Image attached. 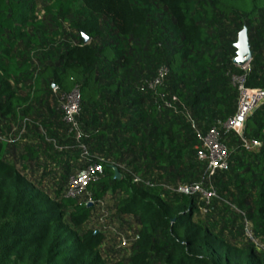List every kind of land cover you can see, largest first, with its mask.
Masks as SVG:
<instances>
[{"label": "trees", "instance_id": "16d2710c", "mask_svg": "<svg viewBox=\"0 0 264 264\" xmlns=\"http://www.w3.org/2000/svg\"><path fill=\"white\" fill-rule=\"evenodd\" d=\"M26 3L29 0H0V49L8 35L14 33L16 24L25 18ZM83 3L92 15L109 21L116 38L105 39L102 46L94 45L100 34L85 21L78 43L60 56L58 68L47 67L35 80V86L41 88L46 81L51 92L53 85L62 93L80 91L84 110L79 121L85 126L91 152L106 160L104 171L88 188L93 204L86 195L69 199L65 197L68 180L83 164L78 151L56 148L73 142L66 139L67 135L62 139L53 135L51 127L55 121L43 120L44 130L40 133L51 151L48 156L38 149L40 146L28 141L0 143V264H114L107 262L102 253L107 234L97 221L109 196L114 201L116 218L130 220L139 227L134 254L116 264H150L149 250L158 236L159 260L163 264H264V251L255 242L244 249L229 241L225 229L213 228L211 212L220 196L206 206L198 196L163 195L160 188L133 183L139 171L134 164L145 159L148 170L157 164H168V172L175 173V180L190 177L196 169L190 158L192 148L198 145L185 118L168 110L158 111L152 93H147L148 106L142 110L139 84L154 78L157 68L164 65L171 73L165 84L167 91L186 104L198 126L231 117L236 111V90L225 76V65L216 64L220 42L210 34L206 22L215 17L253 22L260 14L259 0ZM82 33L91 38L89 44L84 43ZM129 40L135 48L123 51L120 46ZM11 62L14 69L16 62ZM237 71L234 65L232 72ZM248 86L264 88L263 64L252 68ZM2 94H8V90ZM17 102L9 94L0 104L2 114L16 113ZM259 109L249 118L245 137L261 142L262 147L248 152L234 136L241 142L243 156L238 158V154L231 153L230 165L235 164L236 170L243 160L248 166L238 174L243 178L237 188L243 189L247 184L259 187L255 205L263 225L258 239L264 245V111ZM102 113L108 114L107 124L101 123ZM28 116L23 117L22 123L31 120ZM31 125L32 121L26 132ZM63 127L66 132L64 124ZM119 131L126 135L121 148L129 144L128 150L120 158L109 157L104 151V140ZM181 158L186 159V164ZM114 167L121 174L120 180L115 179ZM225 174H218L214 182L224 179ZM238 205L242 207L243 202ZM243 217L246 225L248 217Z\"/></svg>", "mask_w": 264, "mask_h": 264}, {"label": "rangeland", "instance_id": "374dc122", "mask_svg": "<svg viewBox=\"0 0 264 264\" xmlns=\"http://www.w3.org/2000/svg\"><path fill=\"white\" fill-rule=\"evenodd\" d=\"M26 5L27 7L24 12L25 18L16 24L14 33L8 35L6 43L0 49V104L4 102L9 94H13L18 100L16 113L10 116H4L0 109V132L7 139L15 140L16 137L14 136L22 128L23 117L29 115L28 118L32 121L31 129L25 134L26 140L19 141L18 143L25 144L28 141V143L36 145V147L40 146L38 149L47 155L51 151L40 134L41 130H44L43 120H49V118L50 120L54 119V125L51 127L54 136H59L62 139L66 137V132L61 120L60 105L57 97L47 87L46 81H43L42 87L38 88L35 86V80L47 67L55 69L61 65L60 56L67 49L78 43L79 34L85 21L90 26H93L98 34H100V37L98 35V38L94 40V45L98 44L102 46L106 42L105 39H115L116 35L109 21L103 16L92 15L86 9L83 0H29V3H26ZM155 5L159 10H163L160 5ZM259 11L258 19L253 22L248 20L240 22L234 18L226 21L224 18L219 17H215L206 22L210 34L217 36L219 39L220 44L216 48L218 59L216 64L225 65L224 71L226 72L225 76L228 82L231 80L232 74L238 73V71L232 72L236 58L234 46L238 41L239 33L244 27L248 29L251 50L253 51V58H255V61L251 63L252 68L255 64L261 63L264 65V0H259ZM131 41L129 40L127 44L123 47L120 46V48L123 51L124 49H134L135 45ZM11 60H15L16 62L14 69L10 67ZM162 67L166 66L158 67L154 76L158 74ZM168 77L169 79L171 77L170 71ZM49 82L51 81L49 80ZM143 83L141 85L139 84L137 88L140 94L139 96L144 102L142 105L143 108H141L145 110L148 106V92L142 87ZM4 89L8 90V94H2ZM260 89L264 90V88ZM169 94L174 99L177 97L173 93L169 92ZM178 100L177 102L179 104L186 106L181 99L178 98ZM263 107L264 104L259 109V112L264 111ZM83 110V101L81 98L80 116H82ZM132 113L134 114L135 111L133 110ZM107 115V113H102L101 116L104 121L102 120L101 123L105 122L107 124L109 122L110 119ZM127 120L128 116L123 119V124ZM80 123L85 131V126L81 120ZM211 123L199 124V127L205 131ZM125 137L126 135L122 131H119L117 134H114V132L109 134L104 140V151L108 152L107 156L111 157V155H116V157L119 156L118 158H120L121 154H126L129 144L121 148ZM127 137L130 138V136ZM224 143L232 154H238L235 157L240 158L243 156L240 150L241 142L237 138L225 135ZM192 151L194 153L190 158L195 162L196 169L186 179L180 178L179 180H175L172 177L175 173L172 171L170 174L168 172V164L164 163V165L157 164V166H154V164V167H152L153 170H148L146 167L148 163L147 159L144 162L142 160L134 164L139 169L136 175H148L158 183L163 184L203 182L206 166L197 160L195 153L196 146H193ZM100 156L103 157V155ZM131 160L129 159V161ZM181 160L186 164L185 158H181ZM233 165L235 166V164H231L229 170L223 175L224 179L220 178L221 180L218 183L213 182V185L219 191L220 195L218 196H220V199L214 205L215 210L211 212V220L213 228L216 231L225 229L229 241L245 249L251 246V243L254 241L260 242L258 238L261 230H263L261 216L257 214L255 205L259 187L257 185L252 186L251 184H247L243 189L237 188L238 181L243 178L238 176V174L246 171L248 166L243 160L240 162L241 166L236 170ZM81 198H84V196ZM241 202H243L242 207L238 205ZM107 206L109 209H107ZM101 212L103 214H100L97 221H99L98 227L101 230H105L107 234L101 249L105 255V260L109 263L116 264L117 262L130 258L135 252V242L131 240L129 246H121L114 230L120 235L132 238L139 231V227L136 224H132L130 220L116 218L114 201L110 196L105 200V207L101 208ZM244 214L248 217L246 225L243 219ZM159 244L160 237L158 236L154 239L152 248L149 250L151 256L149 259L150 264H163L159 260Z\"/></svg>", "mask_w": 264, "mask_h": 264}, {"label": "built area", "instance_id": "2783aa9c", "mask_svg": "<svg viewBox=\"0 0 264 264\" xmlns=\"http://www.w3.org/2000/svg\"><path fill=\"white\" fill-rule=\"evenodd\" d=\"M251 62L237 67L238 73L232 74L231 84L236 90L237 107L235 113L226 120H216L206 131H202L193 115L186 106L179 104L171 97L166 89L165 82L168 77L169 69L162 67L158 74L146 80L142 87L153 94L157 110L162 112L168 110L176 116H181L191 125L198 141L196 146L197 160L206 166V173L203 182L198 183H177L175 185L156 183L153 178H144L140 175L134 176L133 183L143 184L151 188H160L163 195L176 194L180 196H198L206 205L210 206L215 198H218V192L213 185L214 179L220 173L227 172L230 167L231 152L224 143V137L236 136L243 143V148L248 152H253L262 147V143L256 140H248L245 137L246 125L251 116L264 104V90L254 89L248 86L249 76L252 71ZM52 94L57 97L59 110L62 116V122L66 127V135L73 145L57 147L59 151H78L82 168L72 174L68 180L66 196L69 199H77L82 196H88L89 203L93 204L88 188L91 184L97 182L104 171L106 160L98 155H94L88 144V135L83 131L79 121L81 113V95L79 90L67 94L62 93L57 87L52 88ZM31 120H25L20 132L14 137L15 140L7 139L0 132V143L12 144L13 142L24 141L28 124ZM104 206V203H101ZM207 212V209H203ZM120 241L121 246L130 245V241L136 242L138 236L128 238L118 234L114 230ZM255 242V241H254ZM259 250L264 251V245L255 242ZM259 243V244H257Z\"/></svg>", "mask_w": 264, "mask_h": 264}, {"label": "water", "instance_id": "95a60500", "mask_svg": "<svg viewBox=\"0 0 264 264\" xmlns=\"http://www.w3.org/2000/svg\"><path fill=\"white\" fill-rule=\"evenodd\" d=\"M82 35H83L84 43L89 44L91 41V38L86 33H82ZM234 47L237 50L236 58L234 60V65L236 67H242L252 61L253 51L251 50L247 27H244V29L239 33L238 41ZM53 87H56V86L53 85ZM114 171L116 174L115 179L120 180L121 174L118 171V168L114 167Z\"/></svg>", "mask_w": 264, "mask_h": 264}, {"label": "crops", "instance_id": "0c3cea01", "mask_svg": "<svg viewBox=\"0 0 264 264\" xmlns=\"http://www.w3.org/2000/svg\"><path fill=\"white\" fill-rule=\"evenodd\" d=\"M49 120H50V118H49ZM51 121H54V119H51Z\"/></svg>", "mask_w": 264, "mask_h": 264}]
</instances>
